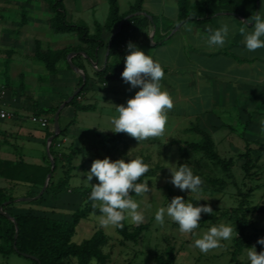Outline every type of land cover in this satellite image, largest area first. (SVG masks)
<instances>
[{"label": "rangeland", "instance_id": "rangeland-1", "mask_svg": "<svg viewBox=\"0 0 264 264\" xmlns=\"http://www.w3.org/2000/svg\"><path fill=\"white\" fill-rule=\"evenodd\" d=\"M98 1L100 2H98L94 16L97 20L104 18L102 16L106 15L107 9L106 1ZM33 2L34 0H0V84L7 85L9 98L21 101V107L24 111L30 113L27 119L36 123L38 127L44 128L48 123L49 127L52 126V123L47 119L35 117L33 114L39 104L45 107L51 104L50 99L56 96L54 89L57 82L53 80V77L43 74L42 68L29 64L28 58L30 60V56L26 48L32 46V40L28 34L20 40V53L16 56V62L11 61L9 57L13 56L12 36L10 37L8 33L1 30L4 26L16 28L21 10L26 11L28 18L45 15V4L43 3L42 6L41 4L34 5ZM169 8L167 6V10ZM68 14H70V17L74 16V12H68ZM81 16L84 22H88L87 19L89 20L90 15L83 13ZM247 31H252V29H247ZM7 36H9L8 39ZM246 52L247 57L256 54L257 58L261 59L264 48L255 52H249L246 49ZM19 62L23 63L20 64ZM35 63L42 66L40 62L35 61ZM258 64L256 62V65ZM261 66L264 67V65ZM62 67H64V64ZM90 70L93 72L92 68ZM93 86L98 88L99 82L95 80ZM121 86L124 94L112 93L113 87L110 83L107 87L98 91L100 96L108 94L110 97L108 98L110 103H107V105L97 101L98 105L105 106L101 112H75L71 106H66L61 112L62 116L67 114L72 119L70 125L77 121L76 125L83 129L85 134L79 135L80 138L76 145H74L75 137L81 133L79 131L74 130L72 136L68 137L65 128L64 134L60 136H67L66 141L59 138V133L55 136L54 154L57 165L53 173L54 181L62 177L65 168V156L68 154L72 156V165L73 163L76 164L75 171L77 172L72 176L71 186L64 190L69 194L71 200L69 204L70 214L58 216L69 219L71 213L85 203V197L90 196L91 185L84 181L86 176H83L82 173L90 171L91 164L95 159L108 157L115 161L123 158L127 162L131 158L140 157L154 171L153 175L148 178V185L151 190L143 196L132 197L141 205L145 217L143 224H147V229L141 234L136 243L123 241L116 234L115 228H103L99 225L97 217L100 215L90 214L79 222L71 240L74 243H80L89 238L95 230H102L108 237L107 244L102 249L108 255V260L104 264H125L127 262L131 264H152L154 256L162 253L169 245L173 246L175 250L174 264H234L230 261V251L235 234L232 240L221 241L222 247L211 250L207 254L192 246L194 240L200 238L211 226L223 223L233 227L231 221L226 218H217L203 223L200 222V227L192 234H181L178 225L172 222L167 215H165L164 224L159 225L155 221V213L158 208L167 207L173 197L182 196L185 201L193 198L197 204L213 203L219 211H227L234 218L233 210L237 207L240 199L238 192L244 193L247 189L251 190L250 197L247 200L248 207L254 205L264 206V132L261 131V121H264V82L261 83L259 90L247 94L245 113L244 115L240 113L239 121L235 117L222 118V125L213 131L212 140L215 142L217 153L223 158L232 160L231 176H228L218 165L209 161L200 152L183 156V146L180 142L200 140L199 135L188 130L190 127L198 125L196 122L177 119L175 124V118H168L166 131L162 137L148 139L140 143L126 133H113L110 130L112 128L110 120L114 115H117L116 105H126L127 100L134 97L135 93L139 91V88H132L130 84L125 82H122ZM83 96L81 94L78 97L80 103L84 101ZM88 101L93 102L94 99ZM249 111L252 113L253 118L244 130L242 122L246 120ZM43 120L46 121L44 124H42ZM228 124L233 129H229ZM50 129L49 132L53 131L52 128ZM240 132H244L247 138L249 153L254 164L250 177H244L241 168L242 159L240 154L244 153L246 146L245 141L239 136ZM63 142L64 144H62ZM165 142L167 143L164 144ZM46 144L45 141L43 147ZM43 159L45 165L49 164L50 159L44 152ZM185 163L191 167L194 175H199L203 180L200 194L203 199L200 201L196 199L194 194L190 195V191H180L169 182L171 179L169 167ZM90 183L96 184L98 180L93 177ZM49 193L53 194L51 191L47 192V194ZM245 217L250 223L246 231L257 233L259 235L258 239L264 237V213L246 212ZM125 222L132 227L137 225L130 223L128 220H125ZM258 239L252 243V246H255L256 251L259 253L264 251V245L258 244ZM247 250H244L238 256V260L242 262L249 261ZM0 264H33V262L17 254L6 256L0 254ZM65 264H76V261L73 258H68L65 260Z\"/></svg>", "mask_w": 264, "mask_h": 264}, {"label": "crops", "instance_id": "crops-1", "mask_svg": "<svg viewBox=\"0 0 264 264\" xmlns=\"http://www.w3.org/2000/svg\"><path fill=\"white\" fill-rule=\"evenodd\" d=\"M105 1L107 4V0H102V2ZM135 1L117 0L119 15L123 16L128 13L130 6ZM195 1L197 0H188L189 5H192ZM98 2L100 1L63 0L67 20L72 23L86 24L89 34H93L94 23L97 22L103 25L108 10L107 4L106 15L102 16L104 17L103 19L97 20L94 16ZM33 3L34 5L41 4L42 6L44 2L42 0H34ZM167 6L170 7L169 10H167ZM44 11L45 15L42 14V17L28 18L26 16V22L22 26L19 25L21 20V17H19L16 28H8L6 26L1 28L2 32L8 33L10 37L12 36L11 46L13 47V56L9 57L11 61L16 62V56L20 53L21 38L29 35V38L32 40V46L26 48L30 56V60L28 58L29 64L42 68L43 74L53 77V80L57 82L54 89L56 96L50 99L51 104L47 105V107L39 104L36 111L38 109L59 107L64 103L77 88L79 76L71 67L69 69L64 61L58 63V69L55 74H49L42 67L43 65L35 63L36 60L32 54L34 40L40 42V48L43 51L82 45L73 33H54L49 28L51 14L47 11V8ZM68 12H74V16L70 17ZM83 13L90 15L89 20L87 19L88 22L82 20L83 17L81 15ZM258 13L264 17V0L255 1L253 16ZM134 15H146L149 19L150 16L154 18V23L139 30L131 42L143 50L145 54L150 55L154 60L158 61L164 69L165 76L161 81L162 88L170 93L174 102L173 109L168 112V118H175V124L177 123V119L196 122L202 130L209 133L211 138H213V131L222 125V118L235 117L238 120L240 113L244 115L247 94L259 90L261 83L264 82V67L261 66L264 65V53H262L261 59H258L256 54L247 57L243 36L239 33V28L243 26L240 21H248L247 19L234 13L221 11L210 17L207 21L188 20L179 24L177 23V0H143L142 12L134 13ZM250 17L251 15L248 19ZM5 18L4 20H6ZM1 19L3 18L1 17ZM197 19L200 18L198 17ZM222 22H227L230 28L226 43L223 47L210 49L204 39L206 29L209 26L213 29L219 28ZM253 26L254 21L247 24L248 29H251ZM188 29H191V31ZM8 38L9 36H7ZM101 38L106 42L107 32L104 29H102ZM71 53L74 54H71L70 59L76 55L75 52ZM125 56L126 54L122 53L111 55L108 58V62L112 64H124ZM81 57H84V55L81 54ZM106 57L107 51L105 48H101L98 51L96 62L90 63L84 59L78 60L84 66L90 82L95 83V80L97 81L94 71L100 70L103 67ZM65 61L68 63L67 56ZM256 62L259 64L256 65ZM19 63L22 64L23 62ZM63 64L64 67H62ZM90 68L93 69V72ZM122 82L124 81L118 79L99 82L98 88L92 86L87 92L83 93L84 101L82 103L92 104L94 106L93 112H101L105 107L102 104L106 103L107 105V103H110L108 101L110 97L108 94L100 96L98 91L107 87L110 83L113 87L112 93L124 94L121 86ZM105 84L106 86H104ZM5 87L7 88V85ZM89 99H94V101L89 102ZM97 101L102 104L98 105ZM21 105V101L9 98V90L7 88L5 108L13 116L0 121V161H11L14 163L21 161L30 165L45 166L43 152L44 154L46 153V146L43 147V145L45 141L47 143V133L51 130L50 128L53 130V126L49 127L48 123L44 128L38 127L36 123L27 119L30 113L24 111ZM65 107L63 105L59 111L58 125L60 129L66 128L68 137L72 136L74 130L81 132L75 137L74 145H76L80 138L79 135L81 136L85 133L83 129H80L76 125L77 121L73 125H70L72 119L67 114L61 115ZM35 112L33 116L50 121L47 116H37ZM248 114L247 117L251 116V121L253 115L250 111ZM244 122L245 120L242 123L244 124ZM68 124L70 126H67ZM229 126L231 127L230 124L227 125V127ZM66 137L60 136L59 138H63L66 141ZM73 167L67 188L71 186L72 176L77 173L75 171V163H73ZM42 187L39 189V187H32L27 182L10 180L0 176V190L14 198V202L7 207V211L11 214L32 213L68 220L60 218L58 215L70 214L69 204L71 200L69 194L64 191L53 194L43 193Z\"/></svg>", "mask_w": 264, "mask_h": 264}, {"label": "trees", "instance_id": "trees-1", "mask_svg": "<svg viewBox=\"0 0 264 264\" xmlns=\"http://www.w3.org/2000/svg\"><path fill=\"white\" fill-rule=\"evenodd\" d=\"M46 4L47 11L50 12L49 28L56 34L73 33L77 36L79 42L83 45H78L71 48H63L58 50L43 51L40 48V42L34 40L32 50L33 58L40 62L44 69L49 74L57 72V65L60 61H64L70 69V65L65 61L68 53L75 52V57L70 59L71 64L80 69L83 73V79L79 76L77 87L81 86L75 96L65 103L64 106H71L75 112L93 111L92 104H83L78 101V97L87 92L93 83L89 81V77L84 70V66L79 63V59H84L87 62L94 63L97 60L98 51L105 48L107 51L106 62L100 70H95L94 74L98 82H106L110 79L122 80L121 73L124 70L123 63H109L108 58L111 55L125 54L119 51L121 44H128L134 39L139 30L146 28L149 24L154 23V18L150 19L146 15H134V13L142 12V1L136 0L130 6L128 13L119 15V6L117 0H107L108 10L105 23L100 25L94 23V32L89 34L88 27L84 23H72L67 20L66 10L63 0H42ZM256 0H197L192 5H189L188 0H177L178 4V22L183 23L188 20L207 21L210 17L218 12L225 11L234 13L249 20V16H253ZM133 14V15H132ZM21 20L19 25L25 24L26 13L24 10L20 14ZM200 19H197V18ZM121 22L118 32L114 33L116 25ZM104 29L107 32L106 42L101 38V32ZM81 54L84 57H81ZM58 107H50L48 109H38L35 115L47 116L52 123L53 115ZM249 115V114H248ZM251 116L247 117L243 129L245 130ZM233 129L232 127H228ZM190 132L199 135L200 140L195 142H180L183 146V156L191 153L200 152L209 161L218 165L228 176H231L230 167L232 160L230 158L221 157L216 149L214 142L209 133L202 130L198 125H194L188 129ZM64 134V129L59 128V136ZM53 135V132H48L47 137ZM239 136L245 141L246 150L240 154L242 159L241 168L244 172V177H250L253 169V161L249 153V146L244 132H240ZM54 137L48 146L49 156L53 162L45 166L30 165L23 162L0 161V176L21 182H27L32 187H42L45 177L50 174L43 193L51 191L53 193L63 192L67 188L68 180L71 177L73 170L72 156H65V168L62 172V177L54 181L53 173L57 165V160L54 154ZM145 162V161H144ZM153 170L150 168L145 176L138 181L140 183L148 181V178L153 175ZM219 182V181H218ZM240 199L237 207L233 210L235 217L233 218L227 211H219L213 203L209 204L213 213L202 214L201 223L211 221L217 218H226L231 221L233 228H236L238 236L234 237L233 245L230 251V261L234 264H250V261L242 262L238 260V256L246 249L252 246V243L258 239L257 233L247 232L249 222L245 217L246 212L264 213V206L254 205L248 207L247 200L250 197L251 190L246 192H238ZM41 196V195H40ZM132 193V197H135ZM85 197L87 203L76 208L70 215L68 220L50 218L32 213L11 214L7 211V207L14 202V198L6 195L0 190V210L8 214L15 222L17 231H15L14 222L9 218L0 214V254L10 255L17 254L19 256L29 255L34 259H30L33 264H65V260L73 258L76 264H90L94 259L98 264H104L108 260V255L103 252V247L107 244L108 237L100 229L95 230L91 236L80 243H74L71 238L75 233L79 222L88 215H100L99 210H93L92 202ZM85 201V202H86ZM188 202L198 205L193 198ZM5 203V204H4ZM200 205H204L201 203ZM147 229V224H137L130 226L125 221L122 228H115L116 234L123 241L136 243L141 234ZM24 257V256H23ZM175 250L174 247L167 246L162 253L154 256L152 264H174ZM125 264H131L129 262Z\"/></svg>", "mask_w": 264, "mask_h": 264}, {"label": "clouds", "instance_id": "clouds-1", "mask_svg": "<svg viewBox=\"0 0 264 264\" xmlns=\"http://www.w3.org/2000/svg\"><path fill=\"white\" fill-rule=\"evenodd\" d=\"M254 21L252 31H247L248 23ZM243 25L239 33L243 36V43L249 52L264 48V17L260 13L250 17L248 21H240ZM191 31V29H188ZM229 24L222 22L219 28L209 26L204 37L210 49L223 47L229 35ZM151 37L150 34H148ZM128 54L124 58L122 80L132 88H139L134 97L129 98L125 104L116 105V113L110 123L113 133H126L139 143L148 139L160 138L166 131L168 112L173 109L174 102L170 93L162 88L161 81L165 73L161 64L150 55L145 54L132 42L127 44ZM106 86V84L104 85ZM261 131L264 132V121H261ZM168 142V141H167ZM165 142L164 144H166ZM171 173L170 183L180 191H190L199 201L203 199V180L194 175L191 167L185 163L169 167ZM150 170L149 164L140 157L131 158L127 162L121 158L115 161L108 157L95 159L90 171L82 173L91 185L89 200L93 210H99L97 217L99 225L103 228H122L123 222L128 220L133 224L143 223L145 217L138 201L132 198L143 196L151 189L148 181L138 182ZM95 177L98 183L90 182ZM205 200V199H204ZM87 203V201L85 202ZM213 213L209 204L194 205L185 201L182 196H175L167 207H160L155 213V221L159 225L165 222V215L178 225L181 234H192L200 227L202 214ZM238 236L236 228L231 225L219 224L211 226L200 238L194 240L193 247L207 254L209 251L222 247L221 241H230ZM257 243L264 245V237ZM247 258L250 264H264V251L259 253L255 246L248 248ZM91 264H96L93 259Z\"/></svg>", "mask_w": 264, "mask_h": 264}, {"label": "water", "instance_id": "water-1", "mask_svg": "<svg viewBox=\"0 0 264 264\" xmlns=\"http://www.w3.org/2000/svg\"><path fill=\"white\" fill-rule=\"evenodd\" d=\"M120 25H121V22H119V23L116 25V28H115L114 33L118 32V30H119V28H120ZM71 54H74V53H70V54L67 55L68 63H69V65H70V67H71L74 71H76V72L78 73V75L83 79V73H82V71H81L80 69H78L77 67H75V66H74L73 64H71V62H70V56H71ZM80 88H81V86L77 87V88L71 93V95H69V97L65 100V102L62 103V104L58 107V109L55 111V113H54V115H53V120H52L53 135H51V136L48 137L47 144H46V154H47V156H48L49 159H50L51 169L53 168V162H52V160H51V158H50V156H49L48 146H49V143L51 142V140H52L56 135H58V133H59V125H58V114H59V111H60V109L63 107V105H64L65 103H68L69 101H71V99H72V98L75 96V94L80 90ZM49 177H50V174H47V175H46V178H45L44 185H43V187H42V191H43L44 188L46 187V184H47V182H48ZM4 204H5V203H4ZM0 214L3 215V216H5V217H7V218H9L11 221L14 222V220H13L8 214H6L5 212H2V211L0 210ZM14 225H15V231H17V227H16L15 222H14ZM23 256L26 257V258H28V259H34L32 256H29V255H23Z\"/></svg>", "mask_w": 264, "mask_h": 264}, {"label": "built area", "instance_id": "built-area-1", "mask_svg": "<svg viewBox=\"0 0 264 264\" xmlns=\"http://www.w3.org/2000/svg\"><path fill=\"white\" fill-rule=\"evenodd\" d=\"M119 51L128 54L127 52V44H121L119 46ZM7 96V88L4 85L0 84V121L6 120L11 118L13 115L10 111H8L5 108V99ZM46 121L43 120L42 124H44Z\"/></svg>", "mask_w": 264, "mask_h": 264}]
</instances>
